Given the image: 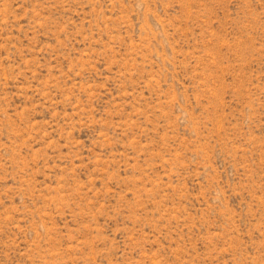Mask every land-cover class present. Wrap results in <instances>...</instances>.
Wrapping results in <instances>:
<instances>
[{"label":"rangeland","instance_id":"obj_1","mask_svg":"<svg viewBox=\"0 0 264 264\" xmlns=\"http://www.w3.org/2000/svg\"><path fill=\"white\" fill-rule=\"evenodd\" d=\"M0 264H264V0H0Z\"/></svg>","mask_w":264,"mask_h":264}]
</instances>
